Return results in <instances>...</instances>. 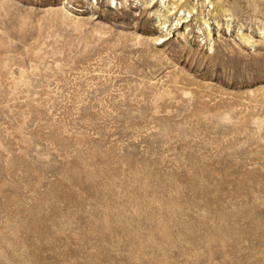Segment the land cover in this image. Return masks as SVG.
Here are the masks:
<instances>
[{
  "label": "rangeland",
  "instance_id": "obj_1",
  "mask_svg": "<svg viewBox=\"0 0 264 264\" xmlns=\"http://www.w3.org/2000/svg\"><path fill=\"white\" fill-rule=\"evenodd\" d=\"M0 264H264V0H0Z\"/></svg>",
  "mask_w": 264,
  "mask_h": 264
},
{
  "label": "bare ground",
  "instance_id": "obj_2",
  "mask_svg": "<svg viewBox=\"0 0 264 264\" xmlns=\"http://www.w3.org/2000/svg\"><path fill=\"white\" fill-rule=\"evenodd\" d=\"M177 9V8H176ZM176 14V13H175ZM187 22H189V21H185V23H187Z\"/></svg>",
  "mask_w": 264,
  "mask_h": 264
}]
</instances>
